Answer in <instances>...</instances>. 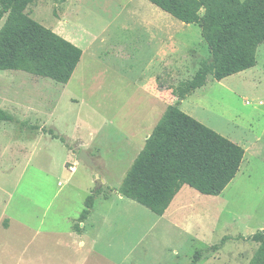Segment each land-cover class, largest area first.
I'll list each match as a JSON object with an SVG mask.
<instances>
[{
    "label": "rangeland",
    "instance_id": "obj_1",
    "mask_svg": "<svg viewBox=\"0 0 264 264\" xmlns=\"http://www.w3.org/2000/svg\"><path fill=\"white\" fill-rule=\"evenodd\" d=\"M109 1L36 0L24 11L79 47L89 68L83 76V66L78 68L66 85L0 71V109L14 119L0 122V227H7L12 216L44 228L21 226L16 249L0 231V264H54L49 244L61 238L55 230H63V237L70 229L81 231L79 217L88 196H93L90 221L96 226L90 234L96 242L90 255L74 256L71 264H191L197 251V264H249L259 245L237 237L264 229V44L253 68L221 81L209 76L180 100L200 65L210 61L200 28L170 18L174 38L139 49L185 50L170 51L169 64L160 71L146 61L148 53H136L130 69L118 46L129 36L123 29L126 9L133 5ZM97 56L103 61H95ZM155 84L166 87V105L180 104L181 111L245 151L237 175L220 195L183 186L163 216L118 193L164 112L160 102L149 114L156 122L137 124V115L150 109L147 99L155 94ZM133 130L139 137L131 141ZM81 150L93 159L97 177L78 160ZM224 237L230 239L221 244ZM12 249L21 251V258L10 262Z\"/></svg>",
    "mask_w": 264,
    "mask_h": 264
},
{
    "label": "trees",
    "instance_id": "obj_2",
    "mask_svg": "<svg viewBox=\"0 0 264 264\" xmlns=\"http://www.w3.org/2000/svg\"><path fill=\"white\" fill-rule=\"evenodd\" d=\"M34 1L0 0V21L7 16L0 29V71H20L66 85L82 50L24 14ZM147 1L183 24L197 25L210 52V61L200 65L180 100L203 87L209 76L221 81L256 65L257 49L264 44V0ZM178 106L166 108L118 189L122 197L157 216L164 215L183 186L205 196L220 195L237 175L245 154L241 146ZM13 121L0 109V122ZM92 207L93 196H88L79 222L88 218ZM229 239L224 237L221 244ZM239 239L259 245L249 264H264V229ZM200 257L197 251L191 264Z\"/></svg>",
    "mask_w": 264,
    "mask_h": 264
},
{
    "label": "crops",
    "instance_id": "obj_3",
    "mask_svg": "<svg viewBox=\"0 0 264 264\" xmlns=\"http://www.w3.org/2000/svg\"><path fill=\"white\" fill-rule=\"evenodd\" d=\"M108 3H114L117 5L120 4L124 7L133 5L131 9H128V7L126 9L127 24L126 26H124L123 29V32L125 31L129 33L128 36L129 39L128 38L126 39L127 41L125 45L118 46V48H120V53H121L120 59L122 61H128L130 69L133 67L131 65L132 63L130 64V62H132L133 58H136L134 57V55L136 56V53L140 52V54L142 55H143L142 51L148 53L147 56L145 57L146 61L150 62V64L155 67L154 68L155 71L157 70L160 71L163 70L164 65L168 63L170 51H172L175 55H180L185 50V49H139L143 45L159 46L165 43V41H168L170 38H174L171 35L168 27L170 18L173 17L168 13L162 11L161 9H159L158 7H156L147 0H120L119 2H111L110 0ZM189 25H194V24H189ZM174 43L178 45V43L176 42ZM125 46L127 49H125ZM131 46L133 48H131ZM134 47H136V49ZM94 60L98 62L103 61L101 60L100 56L95 57ZM83 62H84V52L82 51L81 59L74 73L78 68L83 66L81 76L84 75V70L89 67L86 65V63L83 65ZM165 88L166 87L164 86L163 89L160 90L157 88V85L155 84L154 86L155 94L151 95L147 99L148 107H150V109L148 111L141 112L140 115H137V119H138L137 124L139 127L145 126L146 124L154 123L156 119L155 120L150 119L149 114L155 110L156 106L157 107L159 106L158 103L164 102L163 111L166 110L168 105H166L165 103V95L167 94V90ZM55 120H57V117H55ZM134 131L135 130L131 131L129 134L133 133ZM138 133L139 131L136 130L133 135H130L128 137V140L133 141L137 139L139 137ZM150 134L147 135L145 141ZM93 211L94 208L90 210V214L88 218L85 221H83L82 223L83 228L81 229V231L80 229H77L78 231H76V229L74 230L70 229L68 234H66L63 237V235H61L63 234V230L53 229L56 231V233H59L61 237L56 241L55 244L54 242L49 244L50 251L55 256L54 264H71L70 262L74 261L73 259L74 256L78 257L81 255V253H83L84 255L85 254L90 255V253H92V248L94 247L93 245L96 242V238L92 237V234H90V231H94L96 226L95 223L90 221ZM8 218H9L8 226L7 227L1 226L0 231L6 236L7 239L11 240L12 242L11 246L14 247L15 249L16 247L21 246V237H22L21 226H26L28 229L38 228L41 231L42 229H44L41 225L36 228L29 227L27 223L21 222L20 219H18V221H14L15 218L12 216H9ZM50 229L52 230V228ZM59 234H55V236ZM78 236L81 239H79ZM42 247L45 248L46 246H42ZM8 256H9L8 261L13 262L21 258V251L18 250L15 251L14 249H12L8 253ZM77 259H80V257Z\"/></svg>",
    "mask_w": 264,
    "mask_h": 264
},
{
    "label": "water",
    "instance_id": "obj_4",
    "mask_svg": "<svg viewBox=\"0 0 264 264\" xmlns=\"http://www.w3.org/2000/svg\"><path fill=\"white\" fill-rule=\"evenodd\" d=\"M78 160L81 161L83 164H85L89 169H91L94 176L97 177L96 165L93 162V159L91 158V156H89L85 150H81L79 152ZM97 181H98V183L100 182L99 180H97Z\"/></svg>",
    "mask_w": 264,
    "mask_h": 264
}]
</instances>
